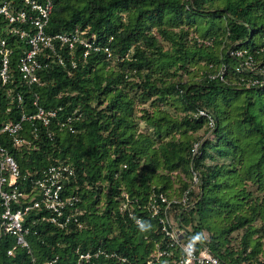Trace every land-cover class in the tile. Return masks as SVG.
Segmentation results:
<instances>
[{
  "label": "trees",
  "instance_id": "obj_1",
  "mask_svg": "<svg viewBox=\"0 0 264 264\" xmlns=\"http://www.w3.org/2000/svg\"><path fill=\"white\" fill-rule=\"evenodd\" d=\"M76 26L109 54L84 56L79 43H56L37 55L44 62L28 85L17 71L27 45L0 15L15 73L0 88V105L19 92L14 120L36 111L35 98L56 110L47 126L23 122L26 142L9 151L27 187L49 165L67 164L73 175L64 194L79 199L66 229L36 223L34 234L30 226L31 254L69 264L76 246L101 247L128 264H176V252L156 259L167 244L159 220L167 217L227 264L264 261V77L237 72L229 53L246 50L264 65V0H53L46 33ZM254 77L261 83L248 84ZM160 194L177 201L166 208ZM14 245L2 234L0 264L29 259L19 246L8 255Z\"/></svg>",
  "mask_w": 264,
  "mask_h": 264
},
{
  "label": "built area",
  "instance_id": "obj_2",
  "mask_svg": "<svg viewBox=\"0 0 264 264\" xmlns=\"http://www.w3.org/2000/svg\"><path fill=\"white\" fill-rule=\"evenodd\" d=\"M52 10L53 0H2L0 2V15L8 22L9 32L25 41L27 45L17 63L18 75L25 84L31 85L38 81V70L44 61H41L37 55L44 48L54 52L56 43L67 45L70 49L79 43L84 48V56L91 51H104L109 54L108 46L98 44L94 35L85 37L87 30H82L78 26L69 31L46 33L45 28ZM111 39L112 37L109 40ZM260 50L264 51V37ZM229 53L239 59V64L235 67L237 72L257 70L264 77V65L258 67L254 57L246 50L232 49ZM11 54L12 48L6 39H0V88L12 84L15 78L14 68L11 66ZM260 83L256 77L248 80L250 85ZM14 95L12 99L10 96L13 95L6 93L7 105L5 107L0 105V240L2 234L15 238L14 247L7 249L8 255H11L17 246L27 251L29 259L18 264H26L24 262H28L27 264H58L61 261L58 255L43 260L33 256L27 236L31 230L30 226L34 229L33 233H37V228H34L36 223H51L59 229H66L70 219L75 215L72 211L73 206L79 200L76 195L64 194V184L73 175V170L63 163L49 165L42 170L39 176L30 178V186L27 187L28 175L20 173L17 162L9 151V145L17 147L26 142V139L19 136L23 122L37 119L43 126H47L50 118L55 116L56 110L44 109L37 104V98H35L33 104L36 106V111L29 114L23 113L14 120L10 105L16 103L18 106L22 102V95L19 92ZM198 114L207 115L203 110H199ZM207 117L208 126L211 128L214 120L210 115ZM197 148L196 143L192 152L195 153ZM198 181L199 176L193 171L192 183L195 185ZM187 193L188 191L183 193L181 199L183 202L187 199ZM160 199L166 203V208L171 202L177 201L176 198L168 200L162 194H160ZM125 206L126 202L121 205L120 209L123 210ZM153 208L154 213H157L158 209ZM159 221L161 230L167 237V244L165 248L157 250L156 259L176 252V264H227L206 245L197 248L192 241L185 239V231L176 226L170 227V220L167 217L160 218ZM137 222L140 224L139 219ZM75 253V258H71L68 261L69 264H115L114 259L127 263L126 259L116 252L101 247L81 251L80 247L76 246ZM147 264H151V260H148ZM241 264H249V262L243 260ZM258 264H264V261Z\"/></svg>",
  "mask_w": 264,
  "mask_h": 264
}]
</instances>
